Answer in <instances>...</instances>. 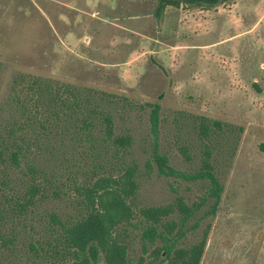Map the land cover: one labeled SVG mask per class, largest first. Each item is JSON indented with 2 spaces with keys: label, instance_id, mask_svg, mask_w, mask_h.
Returning <instances> with one entry per match:
<instances>
[{
  "label": "rangeland",
  "instance_id": "rangeland-1",
  "mask_svg": "<svg viewBox=\"0 0 264 264\" xmlns=\"http://www.w3.org/2000/svg\"><path fill=\"white\" fill-rule=\"evenodd\" d=\"M155 4L0 0V131L24 120L10 100L12 84L21 74L124 94L131 104L115 113L116 131L133 136L125 156L139 166L135 203L150 206L173 202L179 195L190 204L200 199L207 182L160 174L154 163L151 169L146 166L155 138L145 102L162 94L157 142L170 165L186 173L200 166L202 140L195 116L241 126L231 143L224 135L218 146L213 141V164L223 186L216 210L204 216L210 205L205 202L187 221L177 245L197 241L209 224L200 264H264V152L259 149L264 142V0L168 7L161 20L153 14ZM39 144L22 160L21 169H0V264H47L49 257L33 251L30 243L39 249V243L51 239L48 212L76 214L80 205L73 182L103 171L93 169L87 148L76 150L70 141ZM180 146L188 148L189 160ZM27 162L54 174L51 187L60 194L48 190L31 212L21 214L9 196L22 194ZM143 225L126 230L128 264L160 260L152 262L153 251L163 240L143 237Z\"/></svg>",
  "mask_w": 264,
  "mask_h": 264
},
{
  "label": "trees",
  "instance_id": "trees-1",
  "mask_svg": "<svg viewBox=\"0 0 264 264\" xmlns=\"http://www.w3.org/2000/svg\"><path fill=\"white\" fill-rule=\"evenodd\" d=\"M227 1L156 0L153 14L161 20L168 7L210 8ZM11 96L14 108L21 111L24 120L0 131V169L8 166L21 169L22 160L27 158L32 147H40V142L47 146L55 143L65 145L70 141L76 150L87 148L93 158V169L103 170L102 174L86 175L80 184L73 182L80 205L76 214L62 216L56 211L48 212L51 239H46L44 244L39 243V249L34 242L30 243L33 251L49 257L47 264H91L100 259L105 264H128L126 230L137 224H144L143 237H160L163 240V244L154 249L152 262L160 259L157 264H200L209 224L197 241L184 246H178L177 242L184 234L187 221L204 207L205 202L210 201V205L204 216L216 210L223 186L213 164L216 149L213 141L216 139L218 146L220 137L224 135L227 143H231V135H237L235 130L240 132L241 126L236 128L220 119L195 116L198 137L202 140L200 166L186 173L170 165L168 155L157 142L162 94L153 102H145L150 108L149 130L155 138L146 166L151 169L154 163L160 174L192 182L206 181L207 185L200 199L190 204L179 195L173 202L138 206L135 198L140 187L139 166L125 156L133 145V136L129 132L118 133L114 120L120 108L131 104L126 95L54 78L21 74L12 84ZM237 139H232L234 146ZM180 149L189 160L188 148L180 146ZM259 149L264 152V142L259 144ZM25 167L27 180L22 194L9 196L21 214L31 212L37 200L48 190L52 195L59 197L60 194L58 188L51 187L54 174L35 162H27Z\"/></svg>",
  "mask_w": 264,
  "mask_h": 264
}]
</instances>
